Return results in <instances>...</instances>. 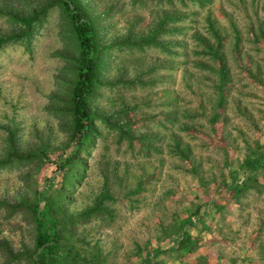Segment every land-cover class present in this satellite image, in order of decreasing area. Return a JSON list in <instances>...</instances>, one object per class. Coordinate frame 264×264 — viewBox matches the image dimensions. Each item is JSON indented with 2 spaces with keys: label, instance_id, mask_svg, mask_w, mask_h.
<instances>
[{
  "label": "rangeland",
  "instance_id": "obj_1",
  "mask_svg": "<svg viewBox=\"0 0 264 264\" xmlns=\"http://www.w3.org/2000/svg\"><path fill=\"white\" fill-rule=\"evenodd\" d=\"M80 1L110 52L91 104L103 119L80 155L83 176L66 209L76 215L105 196V215L79 222L74 234L105 256L102 264H137L149 248L169 247L197 195L207 201L224 181L245 180L240 166L249 152L264 153V0ZM156 31L164 49H137ZM68 37L53 8L29 51L0 50V160L8 131L23 154L47 150L53 161L70 151L71 121L63 118L74 81ZM220 67L226 80L218 107ZM53 169L0 172V240L14 250L31 253L34 227L1 202H33ZM256 180L264 185V168ZM214 216H203L208 228L196 227L199 244L185 258L176 263L164 253L150 264H264V187H248Z\"/></svg>",
  "mask_w": 264,
  "mask_h": 264
},
{
  "label": "trees",
  "instance_id": "obj_2",
  "mask_svg": "<svg viewBox=\"0 0 264 264\" xmlns=\"http://www.w3.org/2000/svg\"><path fill=\"white\" fill-rule=\"evenodd\" d=\"M53 8L61 13L69 30L68 55L73 59L74 81L65 103L67 116H63L65 120L71 121V149L66 154H58L53 161L47 150L23 154L18 150L15 134L8 131L4 145L5 158L0 160V172L32 166L41 168L52 164V173L55 176L48 178L44 194L37 193L31 203L12 204L9 199L1 202L6 211L22 214L24 222L33 225L34 236L31 253L14 250L8 242L0 240V256L5 264H102L105 256L96 248L80 245L74 232L79 222H89L105 215V196L93 207L76 215L67 212L66 198L83 176L84 162L80 155L93 141L96 133L95 122L103 119L95 116L91 104L102 87L109 48L101 44L96 21L80 0H0V16L7 19V29L0 31V50L7 45H17L29 51L34 37L40 31L41 23ZM157 32L148 40H142L136 46L137 49L144 46L164 49L157 41ZM123 45L119 43L115 47L122 50ZM225 80V73L220 67L218 107L224 102L222 90ZM108 118L105 120L108 121ZM217 118L215 114L213 121ZM61 121L64 125V120ZM117 127L120 131L123 130V127ZM263 168L264 153L250 151L240 166V169L248 173L245 180L233 177L230 182L224 181L207 201L201 199V194L197 195L199 204L195 205L194 211L187 218L180 221L177 235L171 240L169 247L166 250L159 247L149 248L148 255L139 254L140 260L137 264H150L151 258L164 253L169 254L170 260L176 263L185 258L198 246L201 234L199 231L208 228L207 219L203 216L215 219L214 214L225 211L229 204L238 201L248 187L263 188L264 185L258 184L256 180V174ZM56 179L58 185L55 186ZM196 227L200 230L194 235Z\"/></svg>",
  "mask_w": 264,
  "mask_h": 264
}]
</instances>
